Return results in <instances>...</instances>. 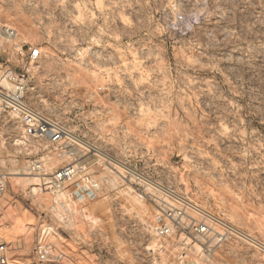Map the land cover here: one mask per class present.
I'll list each match as a JSON object with an SVG mask.
<instances>
[{"label":"rangeland","instance_id":"rangeland-1","mask_svg":"<svg viewBox=\"0 0 264 264\" xmlns=\"http://www.w3.org/2000/svg\"><path fill=\"white\" fill-rule=\"evenodd\" d=\"M19 83L64 138L0 109L11 264H264L242 238L205 249L167 217L205 212L264 244V0H0V88ZM74 164L99 184L83 212L73 181L47 186ZM39 241L63 258L39 261Z\"/></svg>","mask_w":264,"mask_h":264},{"label":"built area","instance_id":"built-area-1","mask_svg":"<svg viewBox=\"0 0 264 264\" xmlns=\"http://www.w3.org/2000/svg\"><path fill=\"white\" fill-rule=\"evenodd\" d=\"M40 52L36 48L28 50V58L37 60ZM24 85L19 83L15 92H8L4 88H0V109L3 112H10L16 115L23 127L24 134L29 137L41 138L50 144H57L64 138L63 129L56 123L51 122L38 112L31 110L23 102ZM1 142V137H0ZM84 166L74 164L65 166L56 171L47 182L51 194L55 193V197L66 183L73 181V189L70 192V203L83 212V204L92 198L99 190V184L90 174L86 173ZM6 189V175L0 171V199ZM78 206V207H77ZM81 206V207H80ZM173 209V208H172ZM172 213V214H171ZM198 219L189 218L184 226H180L176 222L175 212L167 213L169 222L176 224L180 229V234L190 242L201 244L207 249L211 244L221 245L227 241L240 239L241 233L232 226H229L222 220L215 218L208 213L197 211ZM180 223L181 218H180ZM171 226L160 225L156 223L154 230H159L164 235L171 233ZM243 239V238H242ZM34 253L36 258L41 261H50L52 259L63 258L62 252L56 250L50 243L46 241L37 242ZM0 264H11L10 249L3 235L1 234L0 225Z\"/></svg>","mask_w":264,"mask_h":264},{"label":"bare ground","instance_id":"bare-ground-1","mask_svg":"<svg viewBox=\"0 0 264 264\" xmlns=\"http://www.w3.org/2000/svg\"><path fill=\"white\" fill-rule=\"evenodd\" d=\"M74 141H77L75 138H74ZM78 142V141H77ZM89 149H91V150H93L92 148H90L89 147ZM29 229V228H28ZM42 230V229H41ZM51 231L53 232V230H52V228H50V227H45L44 229H43V231H42V236H45V235H47L48 233H51ZM52 234V233H51ZM51 234H48V235H51ZM57 235V234H56ZM241 235V238H243L245 241H247V242H249V243H251L252 245H254V246H256V247H258V248H260V249H262L263 251H264V244L263 243H260V242H258V241H256V240H253L250 236H248V235H244L243 233L242 234H240ZM41 236V237H42Z\"/></svg>","mask_w":264,"mask_h":264}]
</instances>
